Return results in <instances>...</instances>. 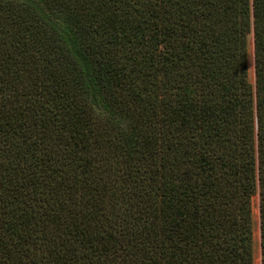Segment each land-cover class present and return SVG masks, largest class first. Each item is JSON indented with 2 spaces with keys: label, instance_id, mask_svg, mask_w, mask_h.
<instances>
[{
  "label": "trees",
  "instance_id": "trees-1",
  "mask_svg": "<svg viewBox=\"0 0 264 264\" xmlns=\"http://www.w3.org/2000/svg\"><path fill=\"white\" fill-rule=\"evenodd\" d=\"M256 195L264 264V0H0V264H255Z\"/></svg>",
  "mask_w": 264,
  "mask_h": 264
},
{
  "label": "rangeland",
  "instance_id": "rangeland-1",
  "mask_svg": "<svg viewBox=\"0 0 264 264\" xmlns=\"http://www.w3.org/2000/svg\"><path fill=\"white\" fill-rule=\"evenodd\" d=\"M249 67L248 79L251 83L254 82V67H253V42L252 37L249 38ZM260 217H259V198L254 196L252 198V225H253V247H254V262L260 264Z\"/></svg>",
  "mask_w": 264,
  "mask_h": 264
}]
</instances>
